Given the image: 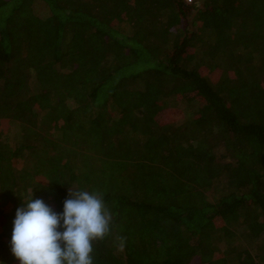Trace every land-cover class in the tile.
Returning <instances> with one entry per match:
<instances>
[{
  "label": "trees",
  "instance_id": "trees-1",
  "mask_svg": "<svg viewBox=\"0 0 264 264\" xmlns=\"http://www.w3.org/2000/svg\"><path fill=\"white\" fill-rule=\"evenodd\" d=\"M69 187L94 264H264V0H0V264Z\"/></svg>",
  "mask_w": 264,
  "mask_h": 264
},
{
  "label": "clouds",
  "instance_id": "clouds-1",
  "mask_svg": "<svg viewBox=\"0 0 264 264\" xmlns=\"http://www.w3.org/2000/svg\"><path fill=\"white\" fill-rule=\"evenodd\" d=\"M24 202L10 245L20 264H94V245L111 234L113 224L102 192L69 187L62 213L32 196Z\"/></svg>",
  "mask_w": 264,
  "mask_h": 264
},
{
  "label": "rangeland",
  "instance_id": "rangeland-1",
  "mask_svg": "<svg viewBox=\"0 0 264 264\" xmlns=\"http://www.w3.org/2000/svg\"><path fill=\"white\" fill-rule=\"evenodd\" d=\"M39 5H40V3H37V4L35 5V7L33 8V10L36 11L38 14L41 13V14L43 15V12H44V11L42 12V11L39 10V8H38ZM43 10H45V12H46V9H45V8H44ZM45 12H44V13H45ZM45 14H46V13H45Z\"/></svg>",
  "mask_w": 264,
  "mask_h": 264
}]
</instances>
